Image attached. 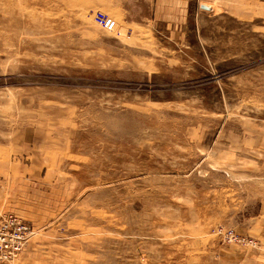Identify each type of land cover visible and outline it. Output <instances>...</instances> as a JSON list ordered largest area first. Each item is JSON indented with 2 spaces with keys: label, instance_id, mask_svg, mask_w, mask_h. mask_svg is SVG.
Segmentation results:
<instances>
[{
  "label": "rangeland",
  "instance_id": "rangeland-1",
  "mask_svg": "<svg viewBox=\"0 0 264 264\" xmlns=\"http://www.w3.org/2000/svg\"><path fill=\"white\" fill-rule=\"evenodd\" d=\"M2 214L14 264H264V0H0Z\"/></svg>",
  "mask_w": 264,
  "mask_h": 264
},
{
  "label": "built area",
  "instance_id": "built-area-1",
  "mask_svg": "<svg viewBox=\"0 0 264 264\" xmlns=\"http://www.w3.org/2000/svg\"><path fill=\"white\" fill-rule=\"evenodd\" d=\"M93 23L104 32H114L115 22L100 12H95ZM214 234L227 244L254 247V241L235 235L230 230H215ZM35 232L27 222L14 214L0 215V264H14Z\"/></svg>",
  "mask_w": 264,
  "mask_h": 264
},
{
  "label": "crops",
  "instance_id": "crops-1",
  "mask_svg": "<svg viewBox=\"0 0 264 264\" xmlns=\"http://www.w3.org/2000/svg\"><path fill=\"white\" fill-rule=\"evenodd\" d=\"M33 229V228H32ZM34 230V229H33ZM263 240H264V238L263 237H261ZM252 240V239H251ZM253 241V240H252ZM256 244V243H255ZM263 247H264V244L262 245ZM261 248V247H260ZM254 249H257V247H256V245L253 247V248H251V250H254ZM264 249V248H263ZM254 252H258V251H254ZM263 255H264V253H262Z\"/></svg>",
  "mask_w": 264,
  "mask_h": 264
},
{
  "label": "water",
  "instance_id": "water-1",
  "mask_svg": "<svg viewBox=\"0 0 264 264\" xmlns=\"http://www.w3.org/2000/svg\"><path fill=\"white\" fill-rule=\"evenodd\" d=\"M200 8L203 10H207V8L205 6H200Z\"/></svg>",
  "mask_w": 264,
  "mask_h": 264
}]
</instances>
